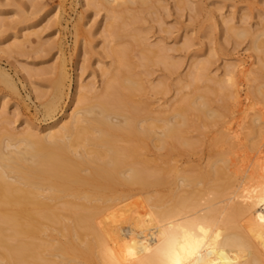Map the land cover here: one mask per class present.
Listing matches in <instances>:
<instances>
[{"label": "bare ground", "instance_id": "1", "mask_svg": "<svg viewBox=\"0 0 264 264\" xmlns=\"http://www.w3.org/2000/svg\"><path fill=\"white\" fill-rule=\"evenodd\" d=\"M93 1L91 5L97 2ZM98 1H103V6L104 2L106 6L129 3ZM130 2L140 3L143 12L151 9L152 0ZM111 14L115 22L105 35L111 42L132 38V46L136 44L140 50L139 64L129 61L128 47H111L109 55L119 74L104 72L108 83L99 101L87 103L84 95L94 86L81 85L77 103L84 106L74 110L69 121L50 127L45 135L24 131L18 136L3 127L0 264H264V112H258L248 133L249 153L255 154L248 160L251 155L247 153L248 162L232 158L237 155L236 146L223 132L214 146H228L227 152L218 151L206 168L196 167L195 171L192 166L187 172L171 162L176 153L195 151L196 144L189 142L188 133L186 136L189 113L198 112V124L203 117V122L206 118L218 121L226 116L230 104L238 101L231 89L236 86L239 66L228 67L222 80L208 75V63H196L192 68L187 87L197 91L199 82H212L222 95L218 110L212 109L208 97L198 93L185 98L169 116L154 117L147 106L143 107L146 103L135 101V94L146 87L134 70L147 68L155 58L168 65L169 60L164 62L168 54L163 47L151 48L140 27L134 28L142 20L140 15L132 14L127 21L125 13ZM249 35L244 30L236 36ZM253 48L264 65V33L253 40ZM122 68L131 71L123 72ZM261 70L252 78L258 85L251 97L264 104ZM57 72L44 104L46 114H55L69 84L65 64ZM0 79L15 89L6 72L0 71ZM160 87L153 90L157 93ZM195 128L204 133L200 126ZM7 141L11 146H24V151L16 152L17 147L5 154ZM152 143L159 152L166 150L165 156L157 154L154 160L149 159L146 152ZM184 188L190 191L181 194ZM136 193L144 195L149 209H139L137 201L130 203ZM124 225H129L127 232Z\"/></svg>", "mask_w": 264, "mask_h": 264}, {"label": "rangeland", "instance_id": "2", "mask_svg": "<svg viewBox=\"0 0 264 264\" xmlns=\"http://www.w3.org/2000/svg\"><path fill=\"white\" fill-rule=\"evenodd\" d=\"M96 1L97 5H91L93 0H0V71L6 72L15 84L13 90L0 79V134L10 129L18 136L24 131L45 135L56 123L69 121L72 112L84 106L77 103L81 85L94 86L92 92H83L87 103L99 101L108 83L104 72L110 70L115 73L113 76L119 74L115 60L109 55L111 47L129 48V61L139 64L140 50L136 44L132 46V38L127 36L122 41L111 42L105 35L111 22H115L110 18L113 11L125 13L127 21L132 14L140 15L142 20L134 28L140 27L151 48L163 47L165 55L168 54L169 58L164 61L169 60L168 65L158 63L159 58H155L156 64L155 61L154 64L149 63L147 68L134 66L137 79L143 80L146 87L143 92L135 94V101L146 103H142L143 107L147 106L154 117L169 116V111L182 104L185 98L198 93L208 97L212 109L218 110L222 95L212 82H199L197 91L187 87L193 66L200 62L208 63V75L218 80L225 79L228 67L239 66L235 70L236 86L231 89L238 101L230 104L223 119L214 121L206 118L203 122V117L199 125L198 112L189 113L190 125L186 127V136L188 133L189 142L195 143L196 148L192 154L176 153L171 161L176 168L186 170L193 166L191 170L197 171L206 168L218 151L227 152L228 146H214L221 132L229 134V142L236 146L238 156H232L234 160L235 157L237 162L251 160L255 154L249 153L248 133L258 112H264V104L254 102L251 97L258 85L252 78L258 76L261 69L264 71L260 55L253 48V40L264 33V0H152L151 9L146 12L140 3L133 4L130 0L129 3L123 1L107 6L105 2L104 6L101 5V0L100 3ZM244 30L252 35L236 36ZM17 45L21 47L17 49ZM62 64H65L70 78L65 97L53 112L55 114H46L44 104L52 93L50 83L56 80ZM169 65L176 69H170ZM157 86H161V90L156 93L153 88ZM194 124L200 126L204 133L197 131ZM7 143L4 142L6 146H3L5 154L25 149L24 146H11L9 143L8 146ZM146 153L149 159L154 160L157 154L165 156L167 151L159 152L152 143ZM247 153L251 155L248 160ZM157 162L161 166L164 164ZM163 166L166 167L165 164ZM183 190L181 194L190 188ZM136 195L130 203L137 201L139 209H149L144 204H147L144 195ZM123 227L126 232L129 230V225Z\"/></svg>", "mask_w": 264, "mask_h": 264}]
</instances>
